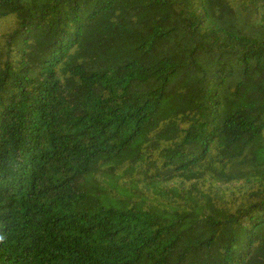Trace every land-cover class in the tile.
I'll list each match as a JSON object with an SVG mask.
<instances>
[{
	"label": "trees",
	"instance_id": "trees-1",
	"mask_svg": "<svg viewBox=\"0 0 264 264\" xmlns=\"http://www.w3.org/2000/svg\"><path fill=\"white\" fill-rule=\"evenodd\" d=\"M0 264H264V0H0Z\"/></svg>",
	"mask_w": 264,
	"mask_h": 264
}]
</instances>
